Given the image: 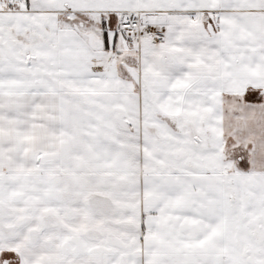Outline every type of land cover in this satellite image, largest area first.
<instances>
[{
  "label": "snow or ice",
  "instance_id": "obj_1",
  "mask_svg": "<svg viewBox=\"0 0 264 264\" xmlns=\"http://www.w3.org/2000/svg\"><path fill=\"white\" fill-rule=\"evenodd\" d=\"M0 264H264V0H0Z\"/></svg>",
  "mask_w": 264,
  "mask_h": 264
}]
</instances>
